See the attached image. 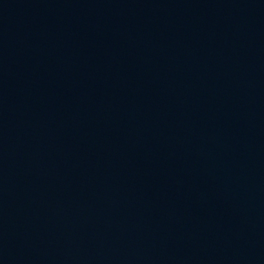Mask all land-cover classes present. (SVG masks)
<instances>
[{"label":"water","instance_id":"1","mask_svg":"<svg viewBox=\"0 0 264 264\" xmlns=\"http://www.w3.org/2000/svg\"><path fill=\"white\" fill-rule=\"evenodd\" d=\"M0 264H264V0H0Z\"/></svg>","mask_w":264,"mask_h":264}]
</instances>
